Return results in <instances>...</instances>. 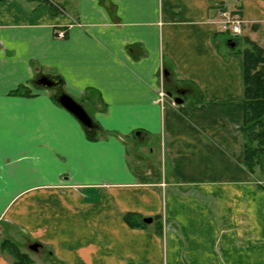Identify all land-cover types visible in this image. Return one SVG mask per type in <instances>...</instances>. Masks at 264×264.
Returning <instances> with one entry per match:
<instances>
[{
	"label": "crops",
	"instance_id": "0c3cea01",
	"mask_svg": "<svg viewBox=\"0 0 264 264\" xmlns=\"http://www.w3.org/2000/svg\"><path fill=\"white\" fill-rule=\"evenodd\" d=\"M220 13L263 47L264 0H0V222L43 264H264V175L242 164Z\"/></svg>",
	"mask_w": 264,
	"mask_h": 264
},
{
	"label": "trees",
	"instance_id": "16d2710c",
	"mask_svg": "<svg viewBox=\"0 0 264 264\" xmlns=\"http://www.w3.org/2000/svg\"><path fill=\"white\" fill-rule=\"evenodd\" d=\"M233 41L236 44L231 50L241 58L242 164L250 174L257 168L258 173L264 175V49L246 37L233 38ZM164 79L167 83H172L169 73ZM166 89L168 91V88ZM13 93L26 95L27 91L18 89L11 94ZM132 218L131 215H126L124 220L133 226ZM134 226L145 225L139 222V225ZM0 251L11 258L12 264H32L25 253L20 252L15 244L7 240L1 241Z\"/></svg>",
	"mask_w": 264,
	"mask_h": 264
},
{
	"label": "water",
	"instance_id": "95a60500",
	"mask_svg": "<svg viewBox=\"0 0 264 264\" xmlns=\"http://www.w3.org/2000/svg\"><path fill=\"white\" fill-rule=\"evenodd\" d=\"M235 42L231 39L226 40V45L229 48H233L235 46ZM167 73L166 71L163 72V77H166ZM35 85L42 87V88H46V89H52V90H59L58 86L60 84L59 81H57L56 79L49 77V76H45V75H41L39 77L36 78V80L34 81ZM183 92H181L180 90H176L174 94H176V96L174 97L173 101L177 104H181L182 103V99L180 98V96L182 95ZM167 97H171L172 96V92L171 91H167L166 92ZM54 101L60 105L63 109H65L68 113H70L85 129V131L88 134H92L93 130H94V125L92 123V120L90 119V117L88 116V114L85 112V110L82 108V106L80 104H78L77 102H75L74 100H72L69 96L65 95L64 93H61L60 91H58V94L55 96ZM151 222L150 218H144L142 219V223L144 224H149ZM38 247L37 244L31 245L30 249L31 250H36Z\"/></svg>",
	"mask_w": 264,
	"mask_h": 264
},
{
	"label": "rangeland",
	"instance_id": "374dc122",
	"mask_svg": "<svg viewBox=\"0 0 264 264\" xmlns=\"http://www.w3.org/2000/svg\"><path fill=\"white\" fill-rule=\"evenodd\" d=\"M263 36H264V32H263ZM259 40L261 42H264V37H260ZM263 47H264V45H263ZM36 76H34L33 78H35ZM32 80L30 81V83H34V79H32ZM162 81H165L164 77H163ZM164 90H165V87H164ZM48 91L51 93L52 98L55 99V96L58 94V91L57 90H52V89H48ZM256 175L259 177L258 174H256ZM6 225H7L6 223L3 224L2 222H0V243H1V241L7 240V241L15 244L16 248L19 251H21V252H23L25 254H29V255L34 256V259H36L38 261V264H43V263H48L49 262V259H48L47 255L45 254L46 250H44V254H43V252H41V250H38V247L40 245H38L37 243H33V242L30 243V242L25 241L23 238L18 237L16 232L15 233H11L10 230L12 231L13 229L9 228ZM34 244L38 245V247H37V249L35 251L30 249V246L34 245ZM0 253H1L0 258L5 260V262L7 264H11L10 263L11 262V258L5 252H0Z\"/></svg>",
	"mask_w": 264,
	"mask_h": 264
},
{
	"label": "built area",
	"instance_id": "2783aa9c",
	"mask_svg": "<svg viewBox=\"0 0 264 264\" xmlns=\"http://www.w3.org/2000/svg\"><path fill=\"white\" fill-rule=\"evenodd\" d=\"M221 21L219 23L218 31L222 33H227L230 38H237L241 34V25L242 21L237 18L236 16H231L227 13H220L219 14ZM63 35L62 33H58L57 37L61 38ZM160 85L159 88L156 90L154 103L162 106L166 99V92L163 86V75L160 73Z\"/></svg>",
	"mask_w": 264,
	"mask_h": 264
}]
</instances>
